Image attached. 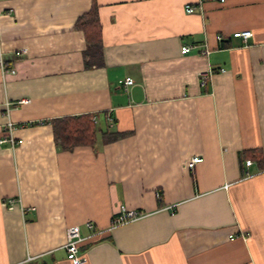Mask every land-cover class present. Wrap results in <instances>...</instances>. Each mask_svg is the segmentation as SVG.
I'll return each instance as SVG.
<instances>
[{"label": "crops", "instance_id": "obj_1", "mask_svg": "<svg viewBox=\"0 0 264 264\" xmlns=\"http://www.w3.org/2000/svg\"><path fill=\"white\" fill-rule=\"evenodd\" d=\"M95 1L86 68L92 0H0V139L21 140L0 143V264H70L74 225L83 264H264V0ZM82 115L125 135L58 147L51 120ZM120 205L141 215L112 226Z\"/></svg>", "mask_w": 264, "mask_h": 264}, {"label": "trees", "instance_id": "obj_2", "mask_svg": "<svg viewBox=\"0 0 264 264\" xmlns=\"http://www.w3.org/2000/svg\"><path fill=\"white\" fill-rule=\"evenodd\" d=\"M76 29L84 34L88 48L83 53L84 66L86 68L100 66L102 64V39L101 24L98 16V5L92 0L89 11L80 16L75 22ZM223 45V44H222ZM54 142L64 150H71L76 146L92 145L100 132L104 142H112L124 133L102 131L93 123L91 116H70L51 120ZM257 161L261 159L259 149L248 150Z\"/></svg>", "mask_w": 264, "mask_h": 264}, {"label": "built area", "instance_id": "obj_3", "mask_svg": "<svg viewBox=\"0 0 264 264\" xmlns=\"http://www.w3.org/2000/svg\"><path fill=\"white\" fill-rule=\"evenodd\" d=\"M222 1V0H221ZM186 13H191L194 8L190 5H186L184 8ZM249 31H241V32H235L233 35L236 37H240L243 40H246L250 36ZM217 39L220 40L221 36H217ZM189 45H182L180 48L181 53H186L190 50ZM206 53V50L203 51ZM0 70L2 73L7 72L8 70L5 68L2 60H0ZM222 71V69H220ZM13 72V70H11ZM211 73V70L207 72L200 73V80L201 85H205L206 79L209 77ZM120 84L123 86V89L126 91L130 86L134 84V81L130 77L124 78L122 81H120ZM19 102H27V100H21ZM8 106L9 102L5 103V116H6V122H5V133L8 134L11 132L12 128L14 127L13 122L8 118ZM108 122L112 121V118L108 117ZM93 122H96L93 119ZM9 142L10 146L13 147L17 144L21 143V140H15L12 136H4L0 139V143ZM201 157L194 156L189 161L188 165L192 167L195 163L201 161ZM251 160H245V165H250ZM159 196V194H158ZM141 215L140 212L136 209L128 208L125 205H120L119 210L114 217L111 219V225L112 226H119L122 224H125L129 221H132L136 218H138ZM85 227L89 230H93V224L91 222H85ZM82 237L80 234V227L78 225L69 226L65 230V244H64V250H65V256L66 259L69 261L70 264H83L86 262V257L84 254L80 253L79 251V243L82 241Z\"/></svg>", "mask_w": 264, "mask_h": 264}]
</instances>
